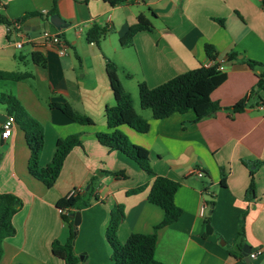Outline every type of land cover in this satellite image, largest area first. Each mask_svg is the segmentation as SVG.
I'll list each match as a JSON object with an SVG mask.
<instances>
[{
  "label": "crops",
  "instance_id": "1",
  "mask_svg": "<svg viewBox=\"0 0 264 264\" xmlns=\"http://www.w3.org/2000/svg\"><path fill=\"white\" fill-rule=\"evenodd\" d=\"M51 6L52 0H0V9L9 19L26 12L44 13ZM56 9L68 23L62 30L39 16L28 17L17 29L0 24V70L32 73L24 80L0 79V95L14 96L43 125L41 166L51 161L59 137L79 133L82 142L66 155L54 185L48 188L28 172L29 149L20 127L14 123L8 137L0 135V192L22 201L12 217L15 233L2 242L0 264H64L51 251V242H63L69 233L56 202L72 191L89 188L92 176L97 199L74 211L80 215L73 244L79 264H115L104 234L114 204L124 206L117 230L121 242L131 233L152 232L162 220V210L147 200L148 188L126 194L130 188L149 185L152 176L95 137L106 130L104 106L115 102L107 60L117 65L135 110L149 122L145 133L126 125L120 129L148 150L156 175L180 183L174 202L182 213L157 230L155 257L164 264H247L244 255L230 254L240 216L245 214V244L250 251H262L251 262L264 264V89L250 96L258 70L242 60L264 64V0H124L115 5L103 0H56ZM93 23L107 29L98 45L85 39ZM137 23L150 30L136 32L132 44L122 46L120 37ZM43 30L60 36L66 45L63 55L41 45ZM19 40L22 46L17 48ZM206 44L215 49L218 61L231 50L238 53L236 59L224 61L227 77L210 95L218 102L217 109L194 120L192 110L154 119L151 111L140 108V82L153 88L187 70L213 64L206 56ZM33 52L45 58L44 67L34 63ZM243 98H247L244 109L233 112L231 106ZM50 102L68 103L94 124L76 123L49 108ZM7 114L0 102V133ZM250 168L254 169L253 200L245 198ZM195 169L203 175L197 176ZM121 171L124 176L112 174ZM204 200L213 205L201 214ZM208 215L210 234L205 232Z\"/></svg>",
  "mask_w": 264,
  "mask_h": 264
},
{
  "label": "trees",
  "instance_id": "2",
  "mask_svg": "<svg viewBox=\"0 0 264 264\" xmlns=\"http://www.w3.org/2000/svg\"><path fill=\"white\" fill-rule=\"evenodd\" d=\"M103 1L111 5L124 2V0ZM53 13H57L56 0H52V6L44 13L37 11L26 12L14 19H9L0 9V24L7 26L9 29H17L30 16H39L44 21H47V17ZM217 21L222 23L223 19H217ZM142 30H150V28L142 23L129 26L125 34L120 37L121 45H131L133 36L136 32ZM106 32L107 29L105 27L93 23L86 30L85 39L88 43L98 45ZM204 49L207 58L212 60L213 64L208 66L200 65L194 69L187 70L153 88L148 87L145 82H140L137 86L140 108L149 109L154 119H162L175 112L184 113L192 110L195 113L194 120L217 109L219 104L213 101L210 95L214 89L225 81L227 74L225 71L218 69L219 63L216 59L215 49L209 44H206ZM237 56L238 53L231 50L226 54L225 60H233ZM32 59L35 64L42 67L46 64L45 58L39 52H33ZM242 60L250 69L258 70L256 87L250 93V96H254L258 90L264 89V64L250 58H243ZM106 73L115 102L113 105L104 106L106 130L96 132L95 137L108 148L123 153L141 170L152 176V181L149 185L142 184L130 188L126 191V194H134L148 188L147 200L158 206L163 212L162 220L153 226L152 232L131 233L126 241L121 242L117 236V230L125 216L124 206L121 203L114 204L110 209L104 231L106 241L110 247V259L115 264H164L155 257L156 232L159 228L176 221L182 213V210L174 202V194L180 183L168 177L156 175L152 170L148 150L132 142L120 129L121 126L126 125L137 132L145 133L149 129V122L135 110L132 96L122 85L118 75V67L111 60L106 61ZM30 77H32V73L29 71L0 70V79L2 80L18 81ZM0 102L5 104L8 115L13 116L14 123L24 133L26 145L29 149L27 160L28 172L34 178L40 180L46 187H52L60 173L66 155L73 147L81 144V134L75 133L59 137L56 140L51 161L47 165L41 166L39 160L44 146L43 125L31 117L14 96L1 94ZM246 103L247 98L240 99L231 106V109L233 112H240L244 109ZM48 107L60 110L68 118L81 125L94 124L90 117L78 113L68 103L50 102L48 103ZM243 163L247 165L246 161H243ZM257 164L259 162L254 163L255 166ZM249 173L250 180L245 192V198L253 200L255 198L254 169L250 168ZM112 174L124 176L122 171ZM94 180L95 177L92 176L88 189L62 196L56 202L61 219L66 224L69 233L63 242L54 239L51 242V251L64 264H79V258L73 251L76 227H73L70 214L82 206L90 205L93 200L97 199L92 186ZM207 204L211 208L213 202L208 200ZM21 206L22 201L18 196L12 193L0 192V258L3 254V240L15 233L12 217ZM209 218V215L206 216V223L209 222ZM244 218L245 214H241L237 241L234 247L230 249V254L234 256H243L242 247L245 244Z\"/></svg>",
  "mask_w": 264,
  "mask_h": 264
},
{
  "label": "built area",
  "instance_id": "3",
  "mask_svg": "<svg viewBox=\"0 0 264 264\" xmlns=\"http://www.w3.org/2000/svg\"><path fill=\"white\" fill-rule=\"evenodd\" d=\"M40 42H41V45L44 46V47H54L57 49L58 53L59 54H64L65 53V43L62 41V39L60 38V36L57 34V33H53V32H50L48 30H43L41 32V35H40ZM15 46L17 48L21 47L22 46V41H16L15 42ZM224 59H221L218 61V69L219 70H223L224 68ZM14 124V119H13V116L12 115H8L6 116L4 122L2 123V130H1V137L2 138H6L10 135L11 133V130H12V125ZM196 173L197 176H202L203 175V172L200 170V169H195L194 171ZM74 191L70 192L69 194H72ZM209 207V205L207 204V201L204 200L202 205H201V208H200V213L202 214L204 212V209ZM262 253L261 249H255L253 251H250L247 256L253 260V259H256L260 254Z\"/></svg>",
  "mask_w": 264,
  "mask_h": 264
},
{
  "label": "water",
  "instance_id": "4",
  "mask_svg": "<svg viewBox=\"0 0 264 264\" xmlns=\"http://www.w3.org/2000/svg\"><path fill=\"white\" fill-rule=\"evenodd\" d=\"M48 22L50 24H52L57 30H62L66 27H68V23L63 19L61 18L57 13H53V14H50L48 17ZM26 28H29V27H26ZM231 63H228V65H230ZM3 139L0 138V144L2 143ZM88 188V186L86 187V189ZM70 218L72 219L73 221V227H76L79 223V220H80V215H79V212H74L72 214H70ZM212 231V228L210 226L209 223H206L205 224V232L207 234H210ZM221 244H223V242L221 241ZM242 251H243V255H244V260L247 264H252L251 262V259L247 256V254L250 252V247L248 245H243L242 247Z\"/></svg>",
  "mask_w": 264,
  "mask_h": 264
},
{
  "label": "rangeland",
  "instance_id": "5",
  "mask_svg": "<svg viewBox=\"0 0 264 264\" xmlns=\"http://www.w3.org/2000/svg\"><path fill=\"white\" fill-rule=\"evenodd\" d=\"M145 112H149L150 110L149 109H144Z\"/></svg>",
  "mask_w": 264,
  "mask_h": 264
}]
</instances>
